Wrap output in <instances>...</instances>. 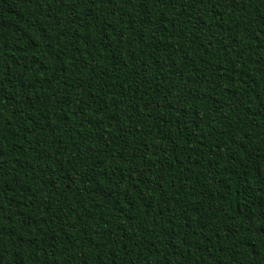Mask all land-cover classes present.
Segmentation results:
<instances>
[{
  "label": "trees",
  "instance_id": "16d2710c",
  "mask_svg": "<svg viewBox=\"0 0 264 264\" xmlns=\"http://www.w3.org/2000/svg\"><path fill=\"white\" fill-rule=\"evenodd\" d=\"M0 264H264V0H0Z\"/></svg>",
  "mask_w": 264,
  "mask_h": 264
}]
</instances>
